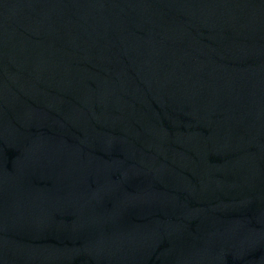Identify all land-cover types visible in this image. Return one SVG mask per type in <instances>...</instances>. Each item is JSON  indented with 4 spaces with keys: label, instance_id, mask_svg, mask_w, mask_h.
<instances>
[{
    "label": "water",
    "instance_id": "obj_1",
    "mask_svg": "<svg viewBox=\"0 0 264 264\" xmlns=\"http://www.w3.org/2000/svg\"><path fill=\"white\" fill-rule=\"evenodd\" d=\"M0 264H264V0H0Z\"/></svg>",
    "mask_w": 264,
    "mask_h": 264
}]
</instances>
